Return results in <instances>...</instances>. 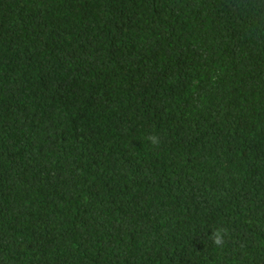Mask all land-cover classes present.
Segmentation results:
<instances>
[{"label":"trees","instance_id":"16d2710c","mask_svg":"<svg viewBox=\"0 0 264 264\" xmlns=\"http://www.w3.org/2000/svg\"><path fill=\"white\" fill-rule=\"evenodd\" d=\"M0 264H264V0H0Z\"/></svg>","mask_w":264,"mask_h":264},{"label":"clouds","instance_id":"9594fccd","mask_svg":"<svg viewBox=\"0 0 264 264\" xmlns=\"http://www.w3.org/2000/svg\"><path fill=\"white\" fill-rule=\"evenodd\" d=\"M152 143H156V137L151 136L149 138ZM228 234V229L225 227H215L213 228L212 233L208 234V239L215 246L222 247L225 243V236Z\"/></svg>","mask_w":264,"mask_h":264}]
</instances>
